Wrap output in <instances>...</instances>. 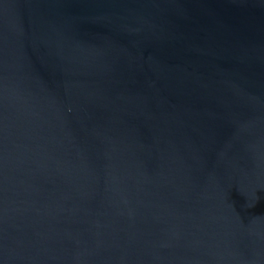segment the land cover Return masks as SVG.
<instances>
[{
    "label": "water",
    "instance_id": "obj_1",
    "mask_svg": "<svg viewBox=\"0 0 264 264\" xmlns=\"http://www.w3.org/2000/svg\"><path fill=\"white\" fill-rule=\"evenodd\" d=\"M0 264H264V0H0Z\"/></svg>",
    "mask_w": 264,
    "mask_h": 264
}]
</instances>
